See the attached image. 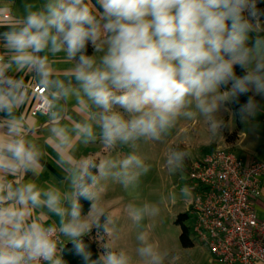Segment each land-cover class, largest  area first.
<instances>
[{"label":"clouds","instance_id":"clouds-1","mask_svg":"<svg viewBox=\"0 0 264 264\" xmlns=\"http://www.w3.org/2000/svg\"><path fill=\"white\" fill-rule=\"evenodd\" d=\"M96 3L102 11L92 0H25L22 13L9 8L6 17L8 6L0 7V28L6 29L0 32V264H65L66 241L82 264H172L177 256L145 230L136 236L138 261L107 242L93 258L82 237L96 229L115 238L113 214L99 203L101 181L134 189L148 171L137 152L140 141H159L180 117L197 114L215 135L225 123L222 110L230 112L226 102L239 104L249 92L264 95V10L258 0ZM61 52L71 63L63 76L53 66ZM236 66L246 74L237 75ZM255 95L232 115L255 117ZM32 101L47 117V142L63 176L46 187L25 179L44 169L47 155L29 138L38 131L26 108ZM97 141L105 151L118 145L132 151L119 159L76 155L77 142ZM188 156L169 149L167 171L182 172ZM193 195L188 185L180 189V198ZM82 200L90 201L86 214ZM126 213L139 224L158 216L160 207L129 203ZM49 216L56 219L49 223Z\"/></svg>","mask_w":264,"mask_h":264},{"label":"rangeland","instance_id":"rangeland-1","mask_svg":"<svg viewBox=\"0 0 264 264\" xmlns=\"http://www.w3.org/2000/svg\"><path fill=\"white\" fill-rule=\"evenodd\" d=\"M260 35L264 36V32ZM255 36V33L250 34L248 46L253 45ZM255 99L259 104L257 114L246 121H238L236 116L232 115L234 113L232 103L226 102L225 107L230 109V112L222 110L221 115L225 123L220 133L215 135L210 132L204 118L197 114L192 119L180 117L168 135L159 141H140L137 152L144 158L148 171L140 176L137 186L126 190L115 180L101 181L104 192L101 195L100 206L113 214L115 222V238L105 237V241L101 243L102 247L106 242L111 243L116 250L123 248L133 256L134 261H138L134 251L137 245L136 236L138 232L145 230L149 232L153 241L177 256L172 264H217L213 261L207 246L194 234L191 217L185 219L183 223L178 222L180 215L188 211L190 199L179 196L180 189L188 185V175L183 171L170 174L165 167L166 156L169 149L179 148L189 153L188 157L193 163L204 156L203 150L211 144L232 150L236 148L235 141L241 148L251 147L254 150L252 155L257 156L263 144V136L256 133L254 127L264 125V95H255ZM243 133L246 134L245 138ZM92 149L96 151L98 159H119L132 151L124 145L105 151L99 141ZM173 193L177 197L175 200L171 198ZM129 203L136 206L144 203L157 204L160 213L154 218H145L136 224L126 213V206ZM184 226L190 229L189 238L193 242L191 247L185 246L182 242Z\"/></svg>","mask_w":264,"mask_h":264},{"label":"built area","instance_id":"built-area-1","mask_svg":"<svg viewBox=\"0 0 264 264\" xmlns=\"http://www.w3.org/2000/svg\"><path fill=\"white\" fill-rule=\"evenodd\" d=\"M37 114L38 101L32 109ZM263 176L264 161L245 160L222 146L192 163L187 182L194 195L187 212L215 263L264 264V216L255 206Z\"/></svg>","mask_w":264,"mask_h":264},{"label":"crops","instance_id":"crops-1","mask_svg":"<svg viewBox=\"0 0 264 264\" xmlns=\"http://www.w3.org/2000/svg\"><path fill=\"white\" fill-rule=\"evenodd\" d=\"M31 2V0H29ZM38 2H43V0H38ZM25 3V0H0V7H3L4 5H7L8 8L3 9V15L6 17L7 15L10 14L9 8L11 9L12 13H22L23 11V4ZM6 29L0 28V32L5 31ZM54 68L57 69L58 73L63 76L66 71L71 67V63L68 62L65 59V53L61 52L57 55V57L54 58ZM10 75L19 77L21 75H24L25 80H31L30 75H25L23 73H17V72H10ZM33 83H35L33 81ZM253 96V92H252ZM37 101H32L30 102L26 108L27 111L30 113L32 116L33 120L38 122V131L34 136H30V139H33L38 145L47 153V155L44 158V169L37 175V176H32L31 173L27 175L25 178L28 181H32L37 183L40 186H47L48 183H59V181L63 178L62 173L60 169L55 165V156L56 153L53 150V147L49 145L47 142V136H48V124H47V117L41 114L37 115H32V109ZM69 110L70 112L72 111L71 109V104L69 105ZM73 115H76L75 112H72ZM264 116V114H263ZM264 122V121H263ZM258 124V123H257ZM255 132L259 133L263 136L262 138V146H260V150L257 152V156H253L252 153L254 152L251 147L249 148H241L236 144L235 141V146L242 157L245 160H259V161H264V125L263 127H254ZM244 138L246 137V134L243 133ZM98 142V141H97ZM96 142V143H97ZM241 142V141H240ZM242 143V142H241ZM95 143H90V144H80L77 142L75 144V153L77 156H87V155H92L94 158H96V151L92 149ZM263 181H264V176H263ZM62 188L64 187L63 185H60ZM256 210L258 212V215L260 217L264 216V186H263V192L262 195L256 200L255 203ZM56 218L54 216H49L47 217V222L51 223L55 220ZM69 241H66L67 243Z\"/></svg>","mask_w":264,"mask_h":264},{"label":"trees","instance_id":"trees-1","mask_svg":"<svg viewBox=\"0 0 264 264\" xmlns=\"http://www.w3.org/2000/svg\"><path fill=\"white\" fill-rule=\"evenodd\" d=\"M92 3L96 5L98 10L102 11V9H99V5L96 3V0H92ZM257 7L260 8L261 10H264V0H258ZM261 20L264 21V17H261ZM93 52L94 50L92 46L89 45L87 48V54L92 55ZM235 72L239 76L246 74V70L241 69L239 66L235 67ZM221 90L223 91L226 89L222 87ZM248 96H252V92H249L247 95L241 96L239 98V104L245 103L247 101ZM239 104L232 103L234 113L237 111ZM236 118L238 121L241 120L238 115L236 116ZM216 146H217L216 144H211L208 148H205L203 150V154L205 155L213 151L216 148ZM232 151H235L239 156L242 157V155L238 153L239 151L237 149L232 148ZM191 165H192L191 160L188 157L185 160L184 169H183V172L186 175H188L191 169ZM81 203L83 205V212L86 214L90 207V201L82 200ZM188 218H190V214L187 212L185 214L180 215L178 222L183 223V221ZM183 229H184L182 234L183 244L187 247L193 246V242L189 238L190 229L185 226ZM100 237L102 238L101 240ZM105 237L106 235L102 231L98 233L96 229H93L89 234L82 237L83 242L86 244L87 249L92 253L94 259L97 258L98 255L103 251L101 243L105 241ZM62 258L65 261V264H82L80 257L75 254L72 242L65 243L62 249Z\"/></svg>","mask_w":264,"mask_h":264}]
</instances>
